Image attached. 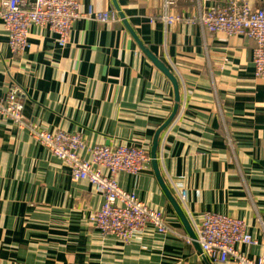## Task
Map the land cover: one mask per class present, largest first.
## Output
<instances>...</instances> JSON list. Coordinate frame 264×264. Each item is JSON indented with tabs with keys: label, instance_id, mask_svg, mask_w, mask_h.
Returning a JSON list of instances; mask_svg holds the SVG:
<instances>
[{
	"label": "crops",
	"instance_id": "crops-1",
	"mask_svg": "<svg viewBox=\"0 0 264 264\" xmlns=\"http://www.w3.org/2000/svg\"><path fill=\"white\" fill-rule=\"evenodd\" d=\"M79 2L123 20L77 19L65 44L48 27H32L20 55L0 25V97L18 87L29 121L79 132L87 145H145L155 165L119 172L118 184L162 209L179 235L148 226L125 243L101 233L90 222L101 194L0 115V264H211L183 237L206 211L242 219L264 240V79L254 76L255 42L204 31L194 21L198 0H176L170 13L182 20L171 25L151 21L164 0ZM176 95V114L158 131ZM238 249L249 258L261 252Z\"/></svg>",
	"mask_w": 264,
	"mask_h": 264
},
{
	"label": "built area",
	"instance_id": "built-area-1",
	"mask_svg": "<svg viewBox=\"0 0 264 264\" xmlns=\"http://www.w3.org/2000/svg\"><path fill=\"white\" fill-rule=\"evenodd\" d=\"M176 0H164L162 13L151 17L171 25L182 18L170 13ZM252 6L250 0H198L194 21L210 34L243 35L255 42L254 76L264 79V0ZM102 23L123 20L114 9L95 11L81 9L79 0H0V25L7 33L12 53L22 54L28 46L32 27H48L65 44L71 25L77 19ZM193 21V20H192ZM24 92L11 87L5 99L0 97V115L57 157L68 167L74 181H87L103 198L100 208L90 217L91 224L104 235H115L125 243L136 239L148 226L161 234L179 233L167 222L162 209L149 207L134 191L122 189L117 174L136 175L152 160L148 148L138 145H87L79 132L40 129L23 114ZM85 152L88 157L82 156ZM182 201L186 199L180 190ZM264 232V226H262ZM194 237L183 235L199 246L202 260L211 264L232 261L235 264H264V240L253 237L244 220L206 211L193 229ZM260 245L258 257L249 258L238 246Z\"/></svg>",
	"mask_w": 264,
	"mask_h": 264
},
{
	"label": "water",
	"instance_id": "water-1",
	"mask_svg": "<svg viewBox=\"0 0 264 264\" xmlns=\"http://www.w3.org/2000/svg\"><path fill=\"white\" fill-rule=\"evenodd\" d=\"M147 52H148V51H147ZM148 55L151 57V59H152V61L154 62V64H155L160 70H162V72H163V73H164V74H165V75H166V76L172 81V83H173L175 89H177L176 80H175V78L172 76V74L169 72V70L166 68V66H165L161 61H159L157 58H155L153 55H150V53H148ZM176 94H177V92H176ZM175 101H176V103H175V106H174V109H173L171 115H170L169 118L165 121V123L160 127V129H159L158 131L164 129V128L170 123V121L173 119V117L175 116L176 111H177V108H178V96H177V95H176ZM154 149H155V143H154V146H153V151H154ZM151 158H152V160H154L153 164L155 165V154H154V153L151 154ZM159 181H161V180L159 179ZM177 210H178V208H177ZM191 236L194 237V234H191Z\"/></svg>",
	"mask_w": 264,
	"mask_h": 264
}]
</instances>
